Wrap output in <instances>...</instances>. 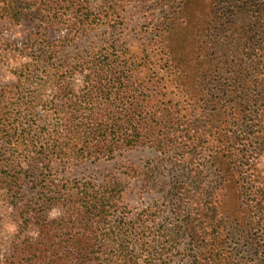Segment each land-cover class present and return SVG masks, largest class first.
Wrapping results in <instances>:
<instances>
[{
	"label": "trees",
	"instance_id": "obj_1",
	"mask_svg": "<svg viewBox=\"0 0 264 264\" xmlns=\"http://www.w3.org/2000/svg\"><path fill=\"white\" fill-rule=\"evenodd\" d=\"M2 1L3 19L16 24L22 20L31 23L38 20L35 24L39 29L58 31L59 35L39 37L40 43L49 47L70 41L74 33L100 21L102 13L108 14L89 0ZM202 3L207 12L204 28L200 29L201 41L194 39L180 47L176 43L180 49L176 52L169 43V34L165 33L190 10L189 0H154L151 10L155 13L157 9L160 18L152 23L156 37L151 41L152 50L146 52V59L141 58L146 64H155L147 76H140L133 59L137 56H128L125 50L106 47L73 64L65 61L59 64L56 53L50 49L35 63L27 62L15 73L17 83L11 87L16 92L7 91L5 86L0 88V99L5 100L0 102V165L8 170L3 176L0 168V188L6 189L7 197L18 192V168L26 167L34 177L37 172L41 174L38 182L31 181L37 189L38 200L28 204L24 220L27 231L33 230L34 234L23 239L14 237L4 258L5 264H167L162 262L167 245L157 244L155 234L143 230V226L139 230V226L132 224L113 223L111 204L117 184L56 183L43 172V168L55 164L84 159L111 160L122 150L140 146L177 156L181 154L177 150H184L179 159H174L181 167V174L172 181L171 187L174 211L183 217L182 225L163 226L157 235L186 234L191 240L187 248L188 264H264V179H253L254 198L247 200L241 177H237L246 157L249 180L255 176L257 165L250 163L249 157L257 154L258 148L248 150V136L241 138L243 143L230 156L226 153L217 156L221 182L207 181L206 168L197 159L204 146L218 152L219 126L223 122L231 124L227 116L233 120L255 118L254 126L260 138L264 134V0ZM246 5L252 7L249 17L252 26L245 33L248 44L244 48L252 50L250 58L260 69L253 79L255 98L234 106L225 103L228 90L221 88L219 76L229 72L231 60L237 56L230 58L232 41L226 40L223 47L218 34L221 22L233 17L238 6ZM194 15L199 16V12ZM241 41L244 38L237 42ZM225 47L231 50L224 56L221 51ZM239 63V69L233 64L237 70L232 72L239 73L238 79H241L244 77L242 60ZM40 66L49 72L48 96L41 104H36V99L11 102L12 94L20 90L22 77L31 76ZM209 71L213 83L208 88L200 86V79L206 78ZM194 75L193 81L198 83L192 89L190 78ZM205 92L210 94L208 110L203 108ZM192 94L196 95V101H192ZM257 98L261 102L256 104ZM251 105H259L256 115ZM246 110L251 113L245 114ZM53 210L57 212L51 217ZM242 212L247 216L242 217V223L249 226L245 231L253 232L248 239L244 236L248 248L240 255L238 247L227 244L226 220L235 221ZM144 215H139L138 222ZM129 240L134 245L128 244Z\"/></svg>",
	"mask_w": 264,
	"mask_h": 264
},
{
	"label": "rangeland",
	"instance_id": "obj_2",
	"mask_svg": "<svg viewBox=\"0 0 264 264\" xmlns=\"http://www.w3.org/2000/svg\"><path fill=\"white\" fill-rule=\"evenodd\" d=\"M89 1L94 2L97 8L102 7L108 14L102 13V19L100 21L96 20L97 22L86 30L76 33L72 32L74 35L70 41L52 47L45 45L44 42L40 43L41 39L39 37H45V34L51 37L52 35H59L60 33L57 34L58 31L51 29L45 32L43 28L39 29L38 24H35L38 23V20L35 23H31L30 20H22L19 24H16L3 19L0 14V88L5 86L8 87L6 88L7 91L16 92L17 90L11 87L17 83L18 78L15 73L25 63H35L40 56L49 53L50 49L56 53V60L59 64L64 61L65 64L67 62L73 64L80 58L90 57L106 47L118 49L117 51L125 50L128 52V56H137L133 59L136 60L135 68L141 71L140 76H147L150 70L155 68V64H146V60H141V58L144 57L146 59V52L152 50L151 41L154 38L156 39L155 31L152 30V23L156 18L159 19L160 16H158L157 9H155V13L151 10L154 0ZM204 1L208 2V0H189L190 10L188 9L184 14L185 16L183 15L179 22L165 33L169 34V43L173 45L176 52L180 50L178 46L184 45L185 42H193L194 39L201 41L203 35L201 36L202 30L200 29L204 28V16L207 12L202 7V2ZM2 2L0 0V6H2ZM237 8L233 17H227V20L221 22L222 26L218 34L219 43L223 47L226 45L225 41L231 39L232 52L230 54L232 56L230 58L237 56L236 59L231 60L229 72L224 71L219 76L220 84H222L221 88L228 90V97L225 103H232L234 106H236L235 103L247 102L255 98L254 92L256 90L253 91L255 87L253 79L255 72H258V67L260 69V66L253 63L250 58L252 50L244 48V45L248 44V39H245L247 37L245 33H248L252 26V24L249 25L252 7L246 5L238 6ZM196 12H199V16L194 15ZM153 13L155 16L152 19ZM93 16L91 15L90 18L93 19ZM193 35L196 37L193 38ZM243 38L244 41H241V43L237 42ZM176 43H178V46ZM235 43L242 49H237ZM227 49L225 47L221 51L224 56L231 50L227 51ZM218 59L219 61L221 60V58ZM241 60V70L244 77L238 79L239 73L234 75V72H232L237 70L233 64L236 63L239 66ZM191 64L193 65L194 63ZM225 65L228 66V64ZM57 68L62 69V67ZM43 69L45 68L42 66L36 67L31 76L22 77L20 90L18 93L12 94L14 97L10 101H22L24 103L27 100L36 99L35 103L41 104V101L50 93V91H46L50 84V82H46L49 79L47 74L49 72H45ZM241 70L239 71L240 73ZM209 73L210 71L205 76L206 78L200 79V83H202L200 86L205 88L207 86L208 88L213 83V80H210L213 79V76ZM195 79V75L192 79L190 78L192 89L198 83L193 81ZM171 87L174 88V86ZM206 94L207 92H205ZM192 97V101L197 100L196 95L192 94ZM208 99H210V94L203 96L204 110H208L210 106ZM1 101L3 100L0 99ZM251 102L253 103L254 101ZM259 102L261 101L257 98L256 104ZM206 105H208L207 108H205ZM37 108L42 110L40 105H37ZM259 108V105H251V109L255 110V115L256 110ZM250 113L249 110L245 112V114ZM22 114H24V111ZM254 119L239 117V120L237 118L236 120L238 121H236L227 116L226 120L230 121L229 123L231 124L228 125L223 122L219 126V133L217 134L219 140L218 152H213L211 148L204 146L202 151L198 155L196 154L197 159L206 168L207 181L221 182L223 177H219L222 175L220 174L221 172L219 173V156H222L223 153L230 156V152L233 154L234 150L243 143L241 138L249 136L248 150L251 151V149L258 148L256 150L257 154H252L249 157L250 163L253 162L254 165H257L256 174L252 177V180H249L250 170L247 165L249 163L247 157L243 160V165L239 167V172L237 173V177H241L240 182L245 190L244 198L247 200L248 198L250 200L254 198L253 179H258L259 177L264 179V134L260 138L261 135L257 126H254L256 123ZM205 123L206 119H204L203 124L205 125ZM182 151L184 150L176 151L181 153L179 156L173 153L160 154L152 148L140 146L134 149L122 150L111 160L84 159L65 165L55 164L51 167L43 168V172L46 173H44L45 175H50L51 179L56 183L70 181V184L74 185L77 182H90L96 186L117 184L116 196L111 204L112 212L110 218L113 223L116 225L118 223L122 225L132 224L135 227L139 226V230H142L143 226V230L151 231L156 235L154 239L157 244L163 243L167 245L162 260L163 263L188 264L190 257H188L187 248L190 246L191 240L186 234L175 236L172 234L171 237L157 235L158 229L163 226L171 227L172 223L177 224V226L182 225L180 219L183 217L174 211L175 201L172 198L173 190L171 188L173 186L172 181L175 178H179L181 174V167L174 163V159H179L182 156ZM0 168L2 169V175L5 176L8 170L1 165ZM17 172L20 177V179H17L19 183L18 192H15L11 197H7L6 189L0 188V264H5L4 258L10 251V246L15 236L18 235L20 239H23L25 236L34 234L33 230L27 231L24 220L27 217L28 204L31 202L35 203L38 200L37 189L33 188L31 181L34 179L38 182L41 174L39 176V172H37L35 177L31 176L29 171H26V167L18 168ZM56 212L57 210H53L50 216H55ZM143 213H146L143 217L144 221L138 222L139 215ZM243 213L245 212L240 213L241 217L239 216L235 221L226 220V232L229 233L228 239H226L227 244L238 247L241 251L240 255L246 253L245 250L248 246L245 240L253 232L248 234L245 231L249 226H245L242 223V219L247 217L246 213ZM258 220L256 217L255 221L260 224ZM244 236L246 239H244ZM240 237L241 239L237 240ZM237 241H240V243ZM128 244L134 245L132 240H129Z\"/></svg>",
	"mask_w": 264,
	"mask_h": 264
}]
</instances>
